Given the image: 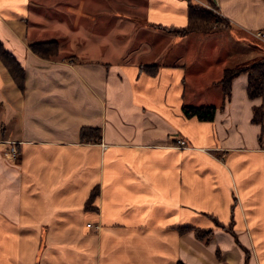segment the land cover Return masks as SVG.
I'll return each instance as SVG.
<instances>
[{"label":"crops","instance_id":"1","mask_svg":"<svg viewBox=\"0 0 264 264\" xmlns=\"http://www.w3.org/2000/svg\"><path fill=\"white\" fill-rule=\"evenodd\" d=\"M190 2L264 36V0H0V264H264V82L249 97L239 73L224 97L256 54L162 28Z\"/></svg>","mask_w":264,"mask_h":264},{"label":"trees","instance_id":"2","mask_svg":"<svg viewBox=\"0 0 264 264\" xmlns=\"http://www.w3.org/2000/svg\"><path fill=\"white\" fill-rule=\"evenodd\" d=\"M197 5H198L197 3H191V2L188 4V23L185 26H181V27L169 26L162 28L167 31L174 32L178 35H184L186 33L192 31H198V30L205 31L204 28L200 27L197 23H195L193 16L194 14L197 13L196 16L200 17V15H198L199 11L205 14H207V11H205L204 8H198L199 6ZM202 17L205 18L206 16H202ZM31 46L37 52L45 56H51L56 53L57 43L55 41H49L44 43L34 42L31 43ZM2 51L4 53H1V56L3 57L6 64L9 66L16 80L20 82L21 74L19 72V69L15 70L11 67V64H13L14 61L13 58L10 57L8 52L4 50ZM263 66H264V57L257 59L246 65L225 68L222 77L218 80V82L222 86L224 97L227 98L230 95V85L232 78L242 72H246L248 74V85L246 89L248 96L255 97L262 95L263 82H264ZM182 109L186 115L189 116L194 115L201 120L212 119L215 111V107L212 105H199V106L183 105ZM263 116H264V110L262 105L254 106L251 120L253 122H262ZM80 134L82 138L89 139L92 141H96L100 138V130L96 127H82ZM96 192H97L96 189H92L90 193V197L86 202V206L93 200V198L96 195ZM194 231L196 233V236L201 239L206 238L211 233V229H206V228H195Z\"/></svg>","mask_w":264,"mask_h":264},{"label":"rangeland","instance_id":"3","mask_svg":"<svg viewBox=\"0 0 264 264\" xmlns=\"http://www.w3.org/2000/svg\"><path fill=\"white\" fill-rule=\"evenodd\" d=\"M197 6H199L198 8H204L205 11H207V14L199 11L198 15H200V17L196 16L197 13L193 16L195 23L205 30L192 31L200 33V38L203 37V40L197 39L194 42L196 43L195 45H205L206 47L208 45H214L220 50V57H222L223 53L228 50H240L242 53L240 57L241 60L250 59L253 53L256 54V59L264 57V36L261 35V33L252 38L250 33L229 24L227 19L218 14V10L212 3L206 2V4H198ZM202 16L206 17L203 18ZM207 34L210 35L207 36ZM235 38L241 39V41L238 42ZM249 42L257 44L256 48L252 46V44H249ZM17 150L18 153L15 157L9 156L7 152L6 154L8 157L15 159L19 155V149Z\"/></svg>","mask_w":264,"mask_h":264},{"label":"built area","instance_id":"4","mask_svg":"<svg viewBox=\"0 0 264 264\" xmlns=\"http://www.w3.org/2000/svg\"><path fill=\"white\" fill-rule=\"evenodd\" d=\"M177 144L180 145V146H184L186 145V141L182 138H178L177 140ZM17 146L15 145V143L13 141L10 142V146L8 148V155L11 156V157H15L18 153V150H17ZM89 225V223H88Z\"/></svg>","mask_w":264,"mask_h":264}]
</instances>
